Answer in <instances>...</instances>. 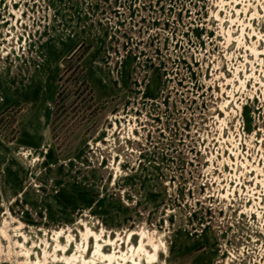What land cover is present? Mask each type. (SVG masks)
I'll list each match as a JSON object with an SVG mask.
<instances>
[{
	"label": "rangeland",
	"instance_id": "rangeland-1",
	"mask_svg": "<svg viewBox=\"0 0 264 264\" xmlns=\"http://www.w3.org/2000/svg\"><path fill=\"white\" fill-rule=\"evenodd\" d=\"M0 264H264V0H0Z\"/></svg>",
	"mask_w": 264,
	"mask_h": 264
}]
</instances>
